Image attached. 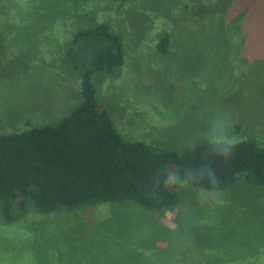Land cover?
Here are the masks:
<instances>
[{"label":"rangeland","instance_id":"1","mask_svg":"<svg viewBox=\"0 0 264 264\" xmlns=\"http://www.w3.org/2000/svg\"><path fill=\"white\" fill-rule=\"evenodd\" d=\"M101 23L121 35L125 63L92 81L125 139L182 150L225 134L264 146V0H0V135L58 124L81 104L69 50L87 61L93 40L75 49L73 37ZM176 186L180 203L162 212L29 206L6 221L0 210V264H264L263 187Z\"/></svg>","mask_w":264,"mask_h":264},{"label":"trees","instance_id":"2","mask_svg":"<svg viewBox=\"0 0 264 264\" xmlns=\"http://www.w3.org/2000/svg\"><path fill=\"white\" fill-rule=\"evenodd\" d=\"M87 38L93 40L87 61L80 49L69 50L81 76V104L58 124L0 135L4 220L19 219L29 206L54 212L113 203L168 211L180 203L179 183L217 191L242 179L264 188V146L252 138L239 141L229 158L213 151L209 141L177 150L125 139L99 104L92 81L95 72L113 73L124 65L122 37L101 23L78 30L73 47ZM169 43L163 34L158 50L166 52ZM176 257L179 264H193ZM172 260L161 264H175ZM259 261L245 264H263Z\"/></svg>","mask_w":264,"mask_h":264},{"label":"clouds","instance_id":"3","mask_svg":"<svg viewBox=\"0 0 264 264\" xmlns=\"http://www.w3.org/2000/svg\"><path fill=\"white\" fill-rule=\"evenodd\" d=\"M238 143L239 138L236 135L217 134L213 135L209 140V145L211 146L212 150L219 155H223L225 158L231 157L233 150L238 145ZM212 179L213 183H215L214 175ZM221 195L223 196V192Z\"/></svg>","mask_w":264,"mask_h":264}]
</instances>
